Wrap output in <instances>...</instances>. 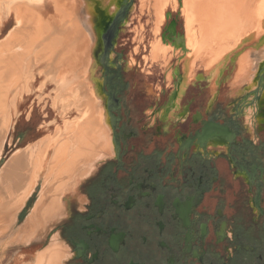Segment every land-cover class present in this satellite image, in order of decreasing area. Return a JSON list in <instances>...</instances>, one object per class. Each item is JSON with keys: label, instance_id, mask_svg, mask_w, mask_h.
<instances>
[{"label": "flooded vegetation", "instance_id": "obj_1", "mask_svg": "<svg viewBox=\"0 0 264 264\" xmlns=\"http://www.w3.org/2000/svg\"><path fill=\"white\" fill-rule=\"evenodd\" d=\"M168 17L163 45L178 56L165 71L168 89L132 91L118 67L96 83L109 152L80 180L59 220L65 264H264V98L249 124L220 91L212 97L217 69L198 68L191 84L198 46H188L186 20L178 31ZM112 48L107 40L103 55ZM200 82L207 89L195 87Z\"/></svg>", "mask_w": 264, "mask_h": 264}, {"label": "bare ground", "instance_id": "obj_2", "mask_svg": "<svg viewBox=\"0 0 264 264\" xmlns=\"http://www.w3.org/2000/svg\"><path fill=\"white\" fill-rule=\"evenodd\" d=\"M188 1L193 31L201 30L196 43L199 61L206 64L215 55L221 58L234 45L231 36H237L238 28L229 25L230 19H234L231 13L240 8L237 0H218L208 5L205 3L208 0ZM155 2L158 11L166 10L171 3L170 0ZM79 5L82 14L78 12ZM86 13L80 0H0V29L8 17H13L16 23L15 29L0 42V156L20 99L32 92L39 68L45 67L46 84L55 91L50 96L51 108L59 110L62 121L53 136H45L26 146L24 151L13 153L0 170V189L6 193L4 200H0L9 218L4 211L0 216L1 219L6 216L9 221L6 218L5 221L11 226L43 180L39 198L23 225L30 231L23 245L32 241L47 224L67 214L68 198L75 195L80 180L89 176L95 161L109 152V131L96 84L99 78L95 72V38ZM159 29L157 22V32ZM225 43L230 44L229 48L218 56L216 51ZM158 59L159 55L154 53V62ZM214 86L213 98L217 84ZM232 95L239 92L233 91ZM73 112L75 118L67 119ZM249 114L252 117L251 111ZM250 115L246 118L249 124ZM260 119L264 121V111ZM68 253V245L55 235L43 251L35 254L31 264H63Z\"/></svg>", "mask_w": 264, "mask_h": 264}, {"label": "rangeland", "instance_id": "obj_3", "mask_svg": "<svg viewBox=\"0 0 264 264\" xmlns=\"http://www.w3.org/2000/svg\"><path fill=\"white\" fill-rule=\"evenodd\" d=\"M214 1L218 0H208L205 3L208 5V3ZM170 2L166 10L158 11L155 0H98L95 3L93 0H80L85 13L88 12L86 15L91 21L93 30L95 29L93 36L97 42V47L95 46L94 52L97 56L95 63L99 82L104 81L107 67H118L123 78L133 83L134 89L132 91L146 90L147 84L153 85L157 90L168 89L165 81H167L166 83L170 82L172 76L167 77L165 71L168 70L172 63H175L178 56L173 58V54L163 45L161 32L165 27L166 17L169 16L168 18L176 19L178 31L184 30V22L186 20L185 36L187 37L188 46L191 48L193 45L194 49L197 47L198 34L201 31L197 29L193 31V26H187L189 19L185 11L186 0H170ZM237 3L240 8L233 10L231 17H234V19L232 18L229 21V25H234L236 29L238 28L237 36H231L233 47L227 50L230 44L225 43L216 53L218 56L224 55L223 53L226 50L227 53L221 58H217L216 55L213 56L209 63L206 64L199 61L198 52L196 64H194L189 79L190 83L193 84L198 68L211 69L213 73L214 69H218L216 71L219 72L220 76L216 78L217 80H212L211 85L213 86L212 88L215 87V84L218 86L216 97L220 91L219 99L230 102L236 112L244 113L246 119L248 117L247 114L250 115V111L253 114L258 112L259 102L262 106L264 98V31L259 30L260 17L264 16V0H237ZM128 4L130 5L125 10ZM78 12L82 14L80 5ZM98 13H100V16H98ZM104 14L106 15L104 16ZM107 15L113 16L108 18ZM157 22L160 23V32L158 34H156ZM3 24L4 26L0 29V42L16 27L13 17L6 18ZM152 28L153 32L151 31ZM107 40H111L114 43V48L108 52L106 57L103 55V51ZM154 53L160 57L159 65L152 63ZM149 55V61H147L148 59L145 61L144 56L147 58ZM232 58H235L233 63L230 62ZM132 59H136L137 63L128 68L127 63L131 62ZM162 64L164 66L169 65L164 67ZM44 71L45 67L36 71L32 92L25 94L20 99L17 114L14 117L0 156V170L13 153L24 151L26 146L37 142L46 135L52 134L58 127L62 126L59 110L54 111L51 108L50 96L55 91L52 86L46 84ZM229 82L233 85V89L230 88ZM195 87L207 89L208 86L204 82H200ZM233 91L239 92V95H232ZM152 98L155 100L157 97L153 95ZM261 109L263 108L261 107ZM69 118H75V116L71 115ZM42 183L43 180L40 181L39 187L35 189L27 200L26 206L22 208L18 220L13 223L14 235L11 238L14 240L13 242L22 243L24 237L30 233L29 228H25L23 225H25V220L30 213L31 207L34 206L39 198ZM72 199V202L79 201L76 198ZM64 216H61V218ZM61 218L48 224L40 237H38V241L30 244L31 246L13 245V255L29 254L32 256L36 250L48 245L53 235L59 234V220ZM19 236H22L21 239H19ZM20 251H22L21 254L19 253ZM34 256L25 264H31Z\"/></svg>", "mask_w": 264, "mask_h": 264}, {"label": "crops", "instance_id": "obj_4", "mask_svg": "<svg viewBox=\"0 0 264 264\" xmlns=\"http://www.w3.org/2000/svg\"><path fill=\"white\" fill-rule=\"evenodd\" d=\"M0 159H1V157H0ZM2 191H3V189H0V195L3 197V198H0V199L3 201L4 198H5V196H6V193L3 191L4 194H1ZM1 200H0V204H1ZM3 203L4 202H2V204L0 206V211H1L0 212V215L2 214L3 211H4L3 213H6V214L8 213V212H6L4 210ZM6 214H3V216H5ZM20 214H21V212L19 213V215ZM19 215H18V217H19ZM5 218H6V216H5ZM5 218L2 217V219H3V221H2L1 216H0V224H1V226L3 225V229L0 228V264H25V262H28L32 258V256H34L35 254H37L40 251H43L46 248V246H48V245H46L43 248H40V249L36 250L32 256H30L29 254H27V255H25V254H22V255H19V254L13 255V253H12V247H13V245H21V246H24V245L22 243H19V242H13L14 240L11 239L13 237V235H14L13 234L14 233V230L12 229L13 226H11L9 222H6L5 221ZM7 218H9V215L7 216ZM7 220L9 221V219H7ZM1 221H2L3 224L1 223ZM6 225L8 226L7 227L8 230L5 229V226ZM46 226H48V224ZM15 231H16V229H15ZM42 231H40V233L38 232V234L36 235V237L32 241H30L29 243H27L26 246L29 247V246H31L30 244H32L33 242L38 241V237H40ZM55 235H53V237ZM21 237L22 236H19V239H21ZM58 239L66 244L65 240L62 239V238H60V234H58ZM19 253L21 254L22 251H20ZM63 264H65V261L63 262Z\"/></svg>", "mask_w": 264, "mask_h": 264}, {"label": "water", "instance_id": "obj_5", "mask_svg": "<svg viewBox=\"0 0 264 264\" xmlns=\"http://www.w3.org/2000/svg\"><path fill=\"white\" fill-rule=\"evenodd\" d=\"M129 5H130V4H128V5L125 7V10L128 8Z\"/></svg>", "mask_w": 264, "mask_h": 264}]
</instances>
